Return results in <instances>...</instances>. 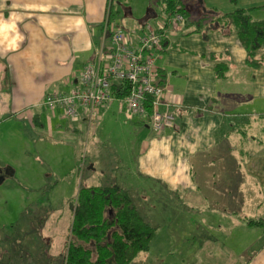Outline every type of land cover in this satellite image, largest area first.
<instances>
[{"label":"crops","instance_id":"1","mask_svg":"<svg viewBox=\"0 0 264 264\" xmlns=\"http://www.w3.org/2000/svg\"><path fill=\"white\" fill-rule=\"evenodd\" d=\"M206 1L200 0V15L167 29L155 59L175 125L156 132L150 117L126 118L124 97L113 94L93 114L91 141L83 132L93 119L81 107L80 116L71 118L61 106L48 108L44 98L70 92L85 63L105 59L109 0H0V173L15 175L14 164L27 158L59 163L61 154L75 165L82 142L88 143L93 166L102 138L115 147L136 136L137 175L113 184L126 188L156 227L151 242L161 221L177 228L185 244L192 240L193 249L184 246L176 255L183 264H264V228L246 221L264 218V64L246 62V49L230 25L197 21L206 7L223 12L243 7L251 14L263 0ZM143 21L149 22L140 20L134 32L142 31ZM138 123L147 130L142 138ZM139 173L148 177L146 210L131 190L140 183ZM253 201L256 209L263 207L257 216L247 213ZM171 230L168 236L175 239ZM143 252L130 264H149ZM28 253L9 264H44L41 254Z\"/></svg>","mask_w":264,"mask_h":264},{"label":"rangeland","instance_id":"2","mask_svg":"<svg viewBox=\"0 0 264 264\" xmlns=\"http://www.w3.org/2000/svg\"><path fill=\"white\" fill-rule=\"evenodd\" d=\"M184 2L192 7L190 8V17L200 15V0H184ZM206 2H216V0H207ZM112 10L115 22L127 33L134 32L142 19H147L152 25H156L164 17L161 13L162 0H113ZM251 14L253 17L264 19V0L263 5L253 9ZM184 23L179 24L183 26ZM170 27L171 25L167 29ZM122 121H124L123 117ZM95 125H97V120L94 116L89 126L86 125L84 128L83 134L89 133L91 141ZM137 125L140 128L137 134L142 138L147 130L142 124L138 123ZM116 127L117 124L112 127V131L116 130ZM114 134H116L115 131ZM104 140L106 139L102 138V144L96 148L97 151L94 154L97 155V158L93 166L89 147L87 148L88 143L84 145L82 142L75 165H73L72 159H69L70 157L61 154L59 163H46L47 161L45 162L40 157L23 159L21 163L16 159L18 163L14 164L17 168L15 175H9L7 171L0 173V264H9L17 255L28 252L41 254L40 256L45 259L40 260L44 262L49 258L46 257L48 253L58 251L69 225V203L78 187L124 182L127 177L132 178V176L135 179L137 175L135 174V162L139 143L136 141V136L127 141L125 145L120 146V142H118L115 147ZM31 145L29 146L31 147ZM122 146L126 148L125 151ZM255 149L258 148L255 147ZM1 164L3 163L0 161V166ZM138 175L137 180L140 183L136 188L131 187V190L134 199L145 204L144 210H146L148 177L141 173ZM132 184L136 185V183ZM256 203L253 201L252 209L250 206L247 207V213L250 216L262 213L263 207L256 209L258 207V205H254ZM220 222L224 224V220L220 219ZM158 224H161V227L158 228L157 234L151 242V248L143 252L146 258L144 262L149 264H183L176 255H179V251L181 252L184 246L193 249L194 245H190L192 240L185 244L183 236L179 238L177 228L172 231L170 228H166L165 223L162 224L159 221ZM167 230H171L177 240L170 238ZM252 235L249 234V236ZM170 248H172V253H169ZM191 251L186 252L190 253Z\"/></svg>","mask_w":264,"mask_h":264},{"label":"trees","instance_id":"3","mask_svg":"<svg viewBox=\"0 0 264 264\" xmlns=\"http://www.w3.org/2000/svg\"><path fill=\"white\" fill-rule=\"evenodd\" d=\"M161 13L163 16L180 13L183 19L175 24L191 18V10L184 0H162ZM113 14L112 0H109L103 26L105 23L119 26ZM214 20L222 26L230 25L238 34L246 49L248 64H264V19L252 18L248 8L243 7L227 12L206 7L197 19L199 25ZM148 23L151 24L143 21L140 33L130 34L136 37L144 33ZM175 24L165 22L164 29L167 31L169 25L172 27ZM111 92L124 97L128 93V84L112 79ZM145 104L147 117H150L149 97ZM69 207L70 220L65 238L55 257L51 259L48 256L44 264H51V261L52 264H130L141 251L149 249L156 232V227L144 218L134 204L130 192L118 184L82 185L70 200ZM246 221L264 228L263 217H250Z\"/></svg>","mask_w":264,"mask_h":264},{"label":"built area","instance_id":"4","mask_svg":"<svg viewBox=\"0 0 264 264\" xmlns=\"http://www.w3.org/2000/svg\"><path fill=\"white\" fill-rule=\"evenodd\" d=\"M183 19L180 13L168 14L160 23L147 24L144 33L136 37L123 31L119 26H103V37L108 36L109 48L104 60L88 61L78 74V86L70 92L54 91L45 95L48 108L61 106L65 115L71 118L80 116L81 107L89 119L105 101L112 98L111 80H123L128 84L126 118L134 115L147 116L145 101L149 97L150 124L154 131L161 132L175 125L176 115L171 103L164 101V85L156 77L155 59L163 50L164 24L178 23ZM162 28L164 30H162Z\"/></svg>","mask_w":264,"mask_h":264}]
</instances>
